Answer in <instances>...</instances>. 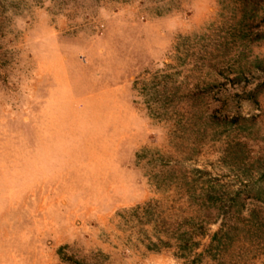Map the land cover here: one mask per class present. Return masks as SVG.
<instances>
[{"label":"rangeland","instance_id":"obj_1","mask_svg":"<svg viewBox=\"0 0 264 264\" xmlns=\"http://www.w3.org/2000/svg\"><path fill=\"white\" fill-rule=\"evenodd\" d=\"M0 264H264V0H0Z\"/></svg>","mask_w":264,"mask_h":264},{"label":"trees","instance_id":"obj_2","mask_svg":"<svg viewBox=\"0 0 264 264\" xmlns=\"http://www.w3.org/2000/svg\"><path fill=\"white\" fill-rule=\"evenodd\" d=\"M216 234L217 232H214L211 237L215 239ZM154 238L155 240L162 242L165 246H169V242L170 240H172L173 242H175L176 249L180 251L182 256H184L183 252H188L189 250L191 251L195 246H197V241H194L193 234L187 233V231H178V233H170L164 236L165 239H162L159 236H156ZM191 262H194V260H192Z\"/></svg>","mask_w":264,"mask_h":264}]
</instances>
